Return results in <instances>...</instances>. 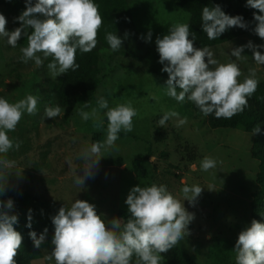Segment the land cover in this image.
Listing matches in <instances>:
<instances>
[{
  "label": "clouds",
  "instance_id": "1",
  "mask_svg": "<svg viewBox=\"0 0 264 264\" xmlns=\"http://www.w3.org/2000/svg\"><path fill=\"white\" fill-rule=\"evenodd\" d=\"M24 10L15 17L20 27L6 30L7 20L0 14V40L15 48L21 35L27 37V46L21 47L20 60H30L37 67L51 57L47 68L53 78L75 71L76 52H90L97 44V31L103 20L94 0H24ZM245 7L259 10L253 13L255 26L252 31L264 40V0H246ZM237 27L246 29L247 22L240 15L230 16L219 5L203 7L201 10V29L209 40H216L222 33ZM31 29V34L28 29ZM127 35V33L125 34ZM190 25L180 23L171 25L168 33L155 40L158 63L161 72L167 74L162 88L165 94L183 102L185 99L194 103L204 115L230 119L247 106V98L256 90L258 80L255 71L242 82L237 78L241 71L237 63H218L208 47L194 48V35ZM145 43L150 42L152 33L139 37ZM109 49L116 51L122 46V38L116 33H107L105 37ZM245 48L252 52V60L257 65H264V43L232 48L230 56L243 58ZM216 65L215 68L210 66ZM38 97L28 94L17 102L10 103L0 96V195H3L7 183L8 171L15 166V161L7 158L10 150L18 149L20 142L14 141L8 133L14 131L23 114L34 115L38 112ZM85 108L88 102L82 103ZM106 110V111H105ZM64 112L59 105L46 107L43 119L56 118ZM102 113V115H101ZM137 110L129 101L109 107L108 100L100 96L96 106L90 111L81 109L82 120H92L94 127H103L107 121L105 139L84 146L79 159L83 161L82 175L75 170L74 183L82 187L85 181L94 176L95 169L104 152L115 147L118 134L133 128V117ZM176 118L177 126L183 125L186 118L173 110H167L157 121L161 127L170 119ZM260 132L257 125L252 134ZM150 159H152L150 157ZM217 167V161L205 157L201 163L202 171ZM200 185L185 184L180 192L183 201L194 204L202 190ZM183 201L177 199L164 184L133 186L124 200L127 205V220L121 225V218L106 220L98 214L96 206L87 201L74 199L70 207L64 205L51 217L54 232L50 241L52 249L46 260L54 264H131L133 255L136 264H160L166 253L189 235V225L195 218L188 212ZM11 198L0 200V264H16L14 257L22 243L21 234L15 230L18 215L14 213ZM32 209H28L26 227H32ZM47 228L39 235L29 232V238L35 249H40L46 239ZM233 252L235 264H264V223L255 219L238 233Z\"/></svg>",
  "mask_w": 264,
  "mask_h": 264
},
{
  "label": "rangeland",
  "instance_id": "2",
  "mask_svg": "<svg viewBox=\"0 0 264 264\" xmlns=\"http://www.w3.org/2000/svg\"><path fill=\"white\" fill-rule=\"evenodd\" d=\"M129 6L136 34L141 37L149 31L152 33L150 42L145 43L141 39L142 45L134 47L137 53L153 46L156 38L166 35L171 25L186 23L188 19V15L176 6L174 0H132ZM245 8L252 19L253 13L261 14L257 9ZM0 14L7 20L6 30L12 31L7 11L0 8ZM249 41L253 45L264 43L254 32L239 39L240 45ZM232 48H235L234 44L226 43L210 50L218 63L238 64L241 71L238 82L248 77L250 70L255 71L257 80L264 78V65H257L252 60L250 49L245 48L242 55L246 56L237 59L230 56ZM0 55V93L3 97L10 103L28 94L38 97V112L34 115L23 114L15 130L8 133L10 138L20 142V147L6 154L8 159L16 163L8 171L10 176L5 186L20 187L31 195L36 193L41 196L44 204L40 198L33 201L30 198L31 204L40 207L37 211L39 219H48L47 210H55L56 206L58 209L63 205L70 207L74 199L89 202L85 196L87 192H100L102 183H106L105 190H111L107 188L108 183L120 179L126 184L125 187L121 186L124 196L116 200V206L126 210L124 200L133 186L164 184L182 202L181 188L185 184H198L204 189L194 204L183 201L185 209L194 213L195 218L188 226L190 234L178 244L199 264L205 263L207 239L231 236L239 226L249 223V203L252 193L258 189L255 181L258 161L250 155L251 134L239 129L212 130L201 119L181 115L179 107L191 108L187 99L177 102L168 97L162 88L165 80L145 75L139 70L143 67L131 59L129 65L125 64L127 68H124L118 54L106 60L103 70L107 77L97 90L96 100L103 96L108 100L109 107L131 101L138 114L133 117L132 130H122L118 134L115 147L103 153L105 157L100 159L94 176L80 187L74 183L75 170L78 175H82V170L78 169L83 166V161L78 158L79 153L84 146L91 144V134L101 127H94L92 120L84 121L79 115L69 120L61 118L64 113L56 118L43 119L44 109L49 107V103L44 100V89L38 73L32 69V65L18 67L22 53L17 46L13 48L0 40ZM29 62L31 64L32 61ZM210 67L215 68L216 65ZM170 109L186 118V122L177 126L176 118H173L163 127L155 123L156 115ZM103 129L105 134L99 140L101 142L106 137V119ZM186 145L189 150L185 148ZM23 148H26L27 160L20 156V149ZM139 155L147 162L149 177L137 181L130 170V164ZM191 157H194L193 160ZM205 157L214 158L217 167L202 171L200 163ZM108 161H117L119 165L121 161L123 165L119 168V165H111ZM31 173L44 181L43 187L27 178V174ZM91 204L95 205L93 202ZM101 210H97V213L102 214L106 220L114 218V213L108 212L106 206H102ZM51 249V244L44 247L43 256L30 264H54V261L45 259ZM160 264H164V261Z\"/></svg>",
  "mask_w": 264,
  "mask_h": 264
},
{
  "label": "trees",
  "instance_id": "3",
  "mask_svg": "<svg viewBox=\"0 0 264 264\" xmlns=\"http://www.w3.org/2000/svg\"><path fill=\"white\" fill-rule=\"evenodd\" d=\"M132 0H94L98 5L99 13L102 17V24L97 31V44L90 52L81 53L76 52V63L79 67L73 71L69 69L66 73L53 78L47 68V64L51 57L44 60V64L40 67L33 66L34 62L30 64L18 61L19 68H24L32 65L41 78V85L44 89V100L49 103V107L59 105L64 109L63 120H69L75 115H79L81 109L90 111L96 106L97 90L102 83V80L107 77L104 72L106 60L113 56L120 54V62L124 68L125 64L129 63L131 59L135 64L141 65L143 68L139 69L145 75H152L166 81L167 74L161 72L162 65L158 61V53L156 52L155 44L146 47L142 53H137L134 47L141 46L142 41L136 34L132 24L130 2ZM176 6L188 15L186 23L190 25L191 35H194V48L208 47L209 49L223 44L240 46L239 39L245 35L253 33L252 29L255 26L253 19L245 8L246 2L243 0H174ZM34 2V0H33ZM219 5L221 9L230 16L240 15L244 21L247 22L246 29L233 27L222 33L216 40H209L206 34L201 29V10L207 6L209 8ZM0 8L7 11V17L11 22V30L20 27V22L15 20V17L25 8L24 0H0ZM31 29L28 33L31 34ZM107 33H113L122 38V46L116 51H111L105 39ZM127 33V35H125ZM190 35V38H191ZM27 46V37L23 34L17 41V47ZM1 58V55H0ZM129 65V64H128ZM1 96H3L0 93ZM88 102V107L85 108L82 103ZM188 102V100H187ZM191 108L179 107L178 111L183 116H191L196 119H201L209 129L227 128L239 129L245 133L252 135V143L250 148V155L253 159L258 161V170L256 172L255 181L258 189L252 193L251 201L249 203V223L241 225L236 229V232L227 237L216 236L212 239L206 240V258L204 264H235V252L233 248L238 236V233L248 226L253 219L264 223V78L258 80V85L255 92L247 98V106L242 112L237 113L230 119L215 118L213 115L204 116L193 102L189 101ZM44 115V113H43ZM42 115V116H43ZM163 115L160 113L155 116V123ZM80 116V115H79ZM70 117V118H69ZM168 122V121H167ZM61 125V124H58ZM260 127V132L252 134L255 126ZM105 132L103 127L91 134V143L99 141ZM19 140V138H17ZM22 146V145H21ZM189 150L188 145L185 146ZM22 152L20 156L27 160L26 148L20 149ZM139 155L130 164V170L136 180H144L149 177L146 168L147 162ZM194 157H191L193 160ZM189 161H191L189 159ZM111 165H119L117 161H108ZM21 165V164H20ZM123 165L120 161V166ZM36 169V168H34ZM37 170H39L37 168ZM32 172V171H31ZM32 174V175H31ZM27 174V178L33 179L38 186L43 187V180L35 177L33 173ZM26 175V173H21ZM103 184V185H102ZM100 185V192H87L88 201L95 203L96 210L102 212V206H106L108 212L114 213L112 217L121 218V225L127 220L128 212L116 206V200H120L124 195L121 193V186L125 187V182L111 181L108 183L105 190L106 183ZM46 186V183H44ZM128 185V183H127ZM150 185V184H146ZM105 190V191H104ZM104 191V192H103ZM11 198L14 202L13 211L18 215V224L14 225L16 231L22 236V243L17 250L14 257L16 264H30L31 261L37 260L43 256V248L48 246L52 239L54 226L51 223V217L56 214L58 208L55 210H47L48 219L37 217L39 206L30 203V198L36 200L41 199V196L29 194V192L20 187H7L3 195H0V200H7ZM44 204L43 200L41 199ZM51 204V202H50ZM62 204V203H61ZM52 206V205H51ZM28 209H32L33 221L32 227H26ZM47 228L46 239L41 245L40 249H35L32 246V241L29 238V232L35 231L38 235ZM164 257V264H199L192 256L189 255L179 244L175 245L166 253H161ZM137 257L133 255L131 264H136Z\"/></svg>",
  "mask_w": 264,
  "mask_h": 264
}]
</instances>
